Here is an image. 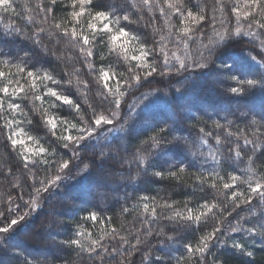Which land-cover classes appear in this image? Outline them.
I'll return each instance as SVG.
<instances>
[{
	"label": "trees",
	"instance_id": "16d2710c",
	"mask_svg": "<svg viewBox=\"0 0 264 264\" xmlns=\"http://www.w3.org/2000/svg\"><path fill=\"white\" fill-rule=\"evenodd\" d=\"M169 2L149 0L145 4L143 0H93L96 6L94 11L129 15L132 23H121L127 25V30L137 35L149 49L154 50L149 62L156 63L158 72L168 74L161 76L154 73L149 77L152 82H145L144 87L137 85L129 89L125 84L122 90L131 94L122 101L119 120L114 122L117 132L107 137L106 130L102 136L94 135L81 141L79 146L70 144L68 148L63 146L64 141L57 139L63 127L60 125L57 135H53L42 119L43 110L55 102L58 106L50 108L51 113L81 127L84 126L83 121L91 122L93 109L108 115L105 109L114 110L115 105L110 104L112 97L105 98L107 90L103 88V82H98L100 70H109L110 74L114 71L116 84L132 77L129 69L137 62H125L116 53H109L106 43L99 39L92 49V56H83L79 46L55 27L59 23L61 28H71L68 22L72 11L71 0H57L55 5L50 0H11L14 12L0 11V60L7 59L13 64L26 61V70L50 72L60 84L51 81L44 83L70 96L80 105L79 113L67 105L60 106L54 97L44 95V84L37 81V94L43 96V102L35 100L34 94L29 92L26 98L21 94L13 101L21 105L26 116L20 111L13 113L7 104L0 112V213H3L0 215V227L29 212L27 204L36 196L35 188L41 187V181L57 174L58 164L62 160L70 161L72 168L70 175L61 173L62 180L56 187L41 193L40 206L35 211L26 215L8 233H0V247L3 248L0 256L4 257L6 254L3 252L8 249L16 254L0 264H264V241L259 235L247 231L264 223L261 218L264 205L255 195L250 204H242L238 198L235 203H240L239 207L229 199L233 191L250 195L249 183L253 186L257 182L264 184V120L259 114L264 108V90L257 83L251 88L243 85V94L229 91L232 87H241L230 75L258 81L259 73L264 71L249 58L250 55L255 56V50L261 48L260 41L264 40V28L254 22L259 20L264 23V15L258 10L253 12L246 0H183V4L179 5L180 12L169 8ZM238 7L241 13L239 21L233 11ZM261 7H264V3ZM189 8L205 17L199 29L191 34V39L182 37L179 32L183 27L181 13L186 15ZM246 11L253 14L245 18L243 13ZM213 17L218 31L225 28L231 31L237 26L242 28L241 36L234 37L229 42L231 45H234L235 39L244 41H238L234 45L237 49L232 52L226 50L223 55L221 51L229 49V43L227 46L221 45L211 57L207 69L196 68L193 61L203 62L200 53L207 56L203 45L208 44L210 38L216 39ZM82 19L86 27L88 18ZM6 25L19 29L20 34L5 36ZM244 33L258 35L254 38ZM37 40L39 43H35ZM178 46L179 56L189 65L188 70L177 73L178 66H169L170 63L167 68L160 67L164 54L159 49L163 47L167 52ZM89 62L93 66L91 69ZM225 66L231 69L230 73L225 72ZM0 68L3 66L0 65ZM3 70L9 71L7 68ZM10 71L15 72L16 69L11 68ZM145 71L135 69L136 74L142 76ZM211 77L218 78L217 87L206 85ZM21 83H24V79H21ZM151 92H155V95L146 100L141 95ZM129 105L134 107L130 108ZM244 105L254 107L259 112L243 113ZM200 106L219 107L221 115L218 111L217 114H205ZM231 106L237 108L236 113H232ZM171 117L173 122L170 125L168 119ZM145 119L150 123L141 125ZM6 120L20 121L19 127L36 137L48 152L42 156L25 153L37 161L25 166L20 155L21 146L14 148L7 139L11 130L4 127ZM29 120L31 123H28ZM253 120L258 123L253 124ZM124 121L127 123L121 131L119 126ZM217 123L223 127L217 128ZM16 127L14 123L13 129ZM162 128L167 131L161 132ZM200 129H204V133ZM71 130L73 136L80 134L75 128ZM228 132L233 135L228 136ZM206 133L211 135L207 136ZM157 134L167 138L163 149L152 147L150 137ZM217 136L221 139L219 146L216 145ZM23 138L29 148L37 147L26 137ZM202 138L207 140V144L201 142ZM245 138L253 143L245 145ZM167 141H171V144ZM93 146L99 152L89 151ZM209 146L219 148L216 160L211 159ZM237 150L240 151L239 158L236 157ZM101 151L115 153L118 161L101 157ZM138 154L147 157L145 163L137 161ZM188 154H191L190 159ZM162 156L171 160H155ZM41 159L47 163H40ZM102 160L107 162L102 164ZM85 165L89 168L87 174L79 171ZM180 167L184 168L183 172L179 171ZM169 170L176 172V176H169ZM157 171L163 173L162 178L154 175ZM98 172L99 175L108 174L110 179H99ZM216 174L223 177V181L216 178ZM230 175L238 176L239 180L234 188L225 190L222 183L230 182ZM197 177L204 178L206 182L201 183ZM214 180L215 188L211 187ZM92 187L104 195L103 203L99 200L100 195L91 192ZM70 192L75 194L74 198L69 197ZM81 196L89 199H82ZM142 197L149 199L145 201ZM205 202L217 203L219 208L213 209L214 215L210 213L200 225L167 219L174 210H183L186 204L195 210ZM144 203L149 205L147 213L143 208ZM166 203L171 207H162ZM153 207L156 209L155 218L151 215ZM48 210L53 212V217L47 214ZM92 213L97 215V220L89 219ZM36 223L40 235L42 229L48 230L43 240L39 231H35L38 229ZM238 224L241 230L231 231ZM214 227H219L220 232L210 242L205 257L201 259L198 254L190 257L185 245H195L202 235L211 232ZM12 232L14 235L9 238ZM120 237H124L127 243ZM73 239L80 240L84 247L70 244L69 241ZM137 239L141 240L140 244H137ZM93 240L99 242V247L89 251ZM11 241L19 246L9 247ZM233 242L244 244V253L234 248ZM28 250L40 252L42 259L26 255ZM248 251L253 255L247 256L245 253Z\"/></svg>",
	"mask_w": 264,
	"mask_h": 264
},
{
	"label": "snow or ice",
	"instance_id": "6c2138e0",
	"mask_svg": "<svg viewBox=\"0 0 264 264\" xmlns=\"http://www.w3.org/2000/svg\"><path fill=\"white\" fill-rule=\"evenodd\" d=\"M145 4H148L149 0H143ZM50 3L55 5L57 3V0H50ZM246 3L253 9V12L258 10L261 15H264V7H261L262 3H264V0H246ZM183 4V0H174V2L168 3V7L173 9L174 12H180L181 9L179 5ZM96 6L93 3V0H71V8L72 11L69 13L70 20L68 21L71 23V28H61V24H56L55 27L57 29H61L63 35L65 37H69L72 42H75L77 46H79L81 54L83 56L91 57L93 52L92 49L95 46V44L99 40H103L109 50V53H116L118 56L122 57L125 62L128 61H136L134 67H131L129 71L133 73L132 77L130 79L125 78L123 82L117 81L114 87H110L109 80L111 78L115 77V72H111L109 70L101 69L98 77V82H103V88L107 90V94L105 98L107 99L108 96L112 97L113 99L110 101V104L115 105V109H105V111H108L109 114L105 115L104 112L97 113L95 109H93V117L91 122L83 121L84 126H78L76 124H70L67 120L61 119L60 117L56 116L55 114L51 113L49 111L50 108H55L58 105L55 102H52L49 104L48 109L43 110V116L42 119L45 123V125L49 128V131L53 135H57V129L60 125H68V127L60 128V135L57 136V139L64 141L65 143L63 146L65 148H68L70 144H74L76 146H79L81 144V141H84L86 139L92 138L94 135L96 136H102L104 131L108 130L106 126L114 125V122L116 120H119V110L122 107V101L127 95H130L131 93L122 90L124 89V85L126 84L129 89L136 87L137 85L139 87H144V83H151L152 81L149 80V77H152L154 73H158L161 76L167 75L168 72L165 71H159L158 72V66L155 62L150 63L149 57L153 55V49H149L145 42H142L140 38L135 35L134 33L127 30V25H124L121 23V21H125L128 23H132L130 20L129 15H117L115 11H106V10H93ZM0 11H3L5 13H8L10 11L14 12V9L12 8L11 0H0ZM48 11H51V9H48ZM163 12V9H161ZM233 11L237 15V21H239L241 13L239 12V9H233ZM252 12H244L243 16L245 18H248L251 16ZM84 17H87V24L85 27V24L83 22ZM181 24L183 27L179 29V32L182 37H187L188 39L192 38V33L199 29L201 22L205 20V17L202 13H195L190 8L187 9V14L184 15L181 13ZM258 27L264 28V23H261L259 20L254 21ZM221 24L224 23L223 20L220 21ZM216 19L213 17L212 19V26H213V34L216 37L215 40L209 39L208 44L203 45V47L207 50V56L203 52L200 53V57L203 62L200 60L193 61V65L196 68L200 69H206L208 67V63L213 55L216 54L217 49L223 45L227 46L228 43L234 38V37H240L242 34V28L240 26H237L234 30L229 31L227 28H225L223 31H218L215 28ZM79 25V27H77ZM40 31H43L41 29ZM20 34V30L13 28L11 25H6L4 30L5 36H11ZM244 35H248L251 37H256L257 33H244ZM164 37H161V40H163ZM180 39V37H178ZM35 43H39V40L35 41ZM87 46V47H84ZM211 46V47H210ZM260 47L262 50H264V40L260 41ZM185 48H187V43L185 42ZM160 52L164 54V61L163 65L160 67L167 68L169 64V59L167 56V53L165 52L164 48L161 47L159 49ZM27 56L28 53H25ZM175 55V54H174ZM249 58L255 62L257 65H260L262 68H264V62L257 61L255 56H249ZM175 60L178 64V67L176 68L177 73L186 71L189 68V65L186 63L184 59H181L179 56H175ZM212 63H215V61H211ZM26 61H21L20 63L13 64L10 60L3 59L0 60V65L3 66V68L9 69V71H4L3 68H0V93H3V96H0V112L4 110L5 104H7V108L11 110L13 113H16L17 111H20L22 115L26 116V113H23L21 109V105L14 103L13 101L17 99L18 97H21V94H23V97L26 98L28 96V93L31 92L34 94L35 100H40L43 102V96L40 94H37L39 91V85L37 84V81H40L41 84H44V87L46 91L44 92V95L54 97L55 101L60 102V106L67 105L70 108L74 109L77 113L80 112V105L75 103L70 96L63 94L62 92H58L55 88L48 87L46 81H51L53 84L59 85L60 82L55 79V77L48 71H42V72H34L30 70H26ZM89 68L91 69L93 66L89 62L88 64ZM15 68V72H11L10 69ZM140 68L142 70H146L143 73V76L141 74H136L135 69ZM225 72H231V69L225 66ZM224 73L222 72L221 75ZM260 79L257 80H249V79H240L237 75L232 74L230 75V78L232 80H235L237 84L241 85V87H232L229 89V91L233 94H243L244 88L243 85H248L250 88L254 87L257 83L261 86V89L264 90V71L259 73ZM21 79H24V83H21ZM71 83V81H69ZM27 85V87H26ZM103 93H98V95H102ZM142 97L146 100L149 96L155 95V92L151 93H142ZM91 107V105H89ZM130 108L134 107V105H129ZM261 119L264 120V115L261 116ZM16 124L17 127L13 129V124ZM20 121L15 120H6L4 123V127L7 129H10V134L8 135L7 139L10 141L11 145L15 148L16 146H21L20 155L22 156L23 160L25 161V166H27L28 163H36L37 161L34 159H31L29 155H26L25 153H32L33 156H42L43 154H46L48 152V149L44 148L42 145L39 144V140L36 137H33L27 133L24 132V129L22 127H19ZM28 123H31L29 120ZM127 121H124L122 124H120V130H124V124H126ZM253 124L258 123L257 121L253 120ZM217 128L223 127L219 123L215 125ZM71 128H75L79 135L73 136V135H65L64 133L69 132ZM161 132H165L167 130L161 129ZM201 133H204V129H200ZM86 133V135H84ZM205 135L210 136L211 133H206ZM228 136L233 135V133L228 132ZM23 137H26L27 141H32L35 145H37L36 148H29L26 145L25 139ZM123 139V137H121ZM175 139V138H174ZM216 145L219 146L221 144V139L219 136L216 138ZM150 140L152 141V147L155 149H163L164 143L167 140L165 136H161L159 134L150 137ZM203 144H207V140H204L202 138L201 141ZM167 143L171 144V141H167ZM253 143L252 141L245 138L244 144L248 145ZM217 152H219V148L212 149L211 146H209V155L211 159L216 160L217 159ZM193 156H195V153H192ZM101 157H107V159H113V157L107 156L106 153L103 151L100 152ZM240 151H236V157L239 158ZM137 161L139 163H145L147 160V157L138 154L136 157ZM40 163H47L46 160L41 159L39 161ZM106 160H102L101 163H106ZM218 162V161H217ZM250 163L251 158H250ZM150 163V162H149ZM150 166L151 163H150ZM72 171V168L70 167V161L68 160H62L58 164L57 174L54 177L48 178L46 181H41V187L35 188L36 196L33 197L30 202L27 204V207L29 208L28 213H24L20 215L18 218H13L10 220V222L3 227H0V233H8L14 226L18 225L20 221H23L25 219L26 215H29L31 211H35L40 205H39V197L42 192H48L50 188L56 187L58 183L62 180L61 173H64L65 175H70ZM80 172H83L84 174H87L89 171L88 165H85L83 169L79 170ZM180 172L184 171L183 167L179 168ZM154 175L163 177L162 172H155ZM169 176L175 177L176 172H173L169 170L168 172ZM216 178L223 181V177H219L218 174H216ZM198 180H200L201 183H205L206 180L202 177H197ZM230 182H223L222 187L225 190L232 189L235 187L236 182L239 180L238 176L230 175L229 176ZM249 189H250V195L244 196L243 193L233 191L231 193V196L229 199L235 204L236 207L240 206V203L242 204H250L253 198V195L258 196L259 202L261 205H264V184L257 182L255 186H253L251 183H249ZM211 187L215 188L217 187L215 180L213 181ZM239 198L240 203H235L237 199ZM142 200L147 201L148 197H142ZM162 207H171L169 204H165ZM145 213L149 210L148 203H144L143 205ZM219 208V205L217 203H211L205 202L204 204L199 205L195 210L192 208L187 207V204L185 205V208L183 210H174L173 213L167 217V219L171 221H177V222H186L187 224H197L200 225L202 222L206 221L208 215L210 213H213V209ZM127 211V210H125ZM0 215H3V213H0ZM151 215L153 218L156 217V209L155 207L151 210ZM261 218L264 219V210L261 211ZM89 219L95 221L97 220V215L95 213L90 214ZM241 228L238 225L233 226L231 228V231L237 232L240 231ZM115 231V229H113ZM247 231L253 233V235H259L262 238V241H264V223H260L259 227H253L247 229ZM220 232L219 227H214L211 232H206L204 235H202L199 238L198 243L195 245L192 244H186L185 247L187 248V251L189 253V256H198L203 259L205 257V253L209 250V244L210 242L216 238V234ZM82 234V233H81ZM151 235V232L148 233ZM122 241L127 243V240L124 237H120ZM70 244L76 245L78 247L83 248L84 245H82L80 240L73 239L69 241ZM141 240L137 239V244H140ZM92 247H90L89 251H95L96 247H99V242L96 240H93L91 242ZM135 247V246H133ZM233 247L240 250L242 253H244L245 245L242 243H236L233 242ZM107 251V250H106ZM247 256H252L253 253L251 251H248L245 253Z\"/></svg>",
	"mask_w": 264,
	"mask_h": 264
},
{
	"label": "rangeland",
	"instance_id": "374dc122",
	"mask_svg": "<svg viewBox=\"0 0 264 264\" xmlns=\"http://www.w3.org/2000/svg\"><path fill=\"white\" fill-rule=\"evenodd\" d=\"M238 9H239V7H238ZM99 39V38H98ZM240 40H243V39H235L234 40V45H236L237 43H238V41H240ZM244 41V40H243ZM103 42V41H102ZM234 45H231L230 43H229V46H228V48L229 49H225V50H223V51H221V55H223L224 53H226V50H228V52L230 51V52H232V51H234L235 49H237V47H235ZM246 45V44H245ZM179 47L180 46H178V48L177 49H172V50H168L166 53H167V56H168V59H169V63H170V65L169 66H173V67H176V66H178V64H177V62H176V60H175V56H179ZM241 49V48H240ZM255 57H256V59L258 60V61H262V62H264V50H262L261 48H260V50H255ZM175 54V55H174ZM65 55V54H64ZM58 57H60V55H58ZM58 57H57V59H58ZM180 57V56H179ZM136 62V61H135ZM210 67V66H209ZM207 69V68H206ZM236 69L237 70H239V66H237L236 67ZM202 72H207V71H203L202 70ZM222 76L223 75H220V77L222 78ZM115 78H111L110 80H109V85H110V87H114L115 86V80H114ZM217 79L218 78H216V77H211L209 80H207L206 81V85L207 86H210V87H217L218 85H217ZM209 90V89H208ZM107 93V92H106ZM232 107V113H236L237 112V108L235 107V106H231ZM243 109L241 110L243 113H246V112H248V113H257V112H259V111H257V109L256 108H254V107H250V106H243L242 107ZM200 110L203 112V113H205V114H212V113H216L217 111L219 112V114L221 115V109L219 108V107H212V108H206V107H201L200 106ZM263 111H264V108H263ZM263 111H261L259 114L260 115H263L264 113H263ZM217 114V113H216ZM219 115V116H220ZM169 120V122H170V125L172 124V120H173V118L171 117V118H169L168 119ZM146 121V122H145ZM145 121L141 124V125H148L149 123H150V121H148V120H146L145 119ZM61 127H67V125H61ZM111 127V128H110ZM110 128V129H109ZM132 131H134V129L132 130ZM74 132H76V131H74ZM113 132H117V127H115V126H113V125H109L108 126V131L105 133L106 135H107V137H109ZM64 134H66V135H72V130L70 129V131L69 132H66V133H64ZM89 151H94V152H99L98 151V149H97V147H95V146H93L92 148H90V150ZM107 155H111V156H113V159L114 160H116V161H118V157L116 156V154L115 153H110V152H108V153H106ZM187 156H189V159H190V157H191V154H188ZM99 158V157H98ZM157 159H165V160H171V159H169V157H167V156H162V157H159V158H155V160H157ZM97 177L99 178V179H110L109 178V175L108 174H106V173H104V174H100L99 175V172H98V175H97ZM94 189H96V188H94V187H92L91 188V192H93V193H95L96 195H100L99 197L101 198V199H99L100 200V202L101 203H103V199L102 198H104V195L101 193V191H98V193H97V190H94ZM70 195H69V197L70 198H74V195H73V193L72 192H70L69 193ZM90 196H92V195H90ZM82 197V199H89V197L87 198V197H84V196H81ZM79 206V205H78ZM47 214L48 215H50V216H52L53 217V212L51 211V210H48L47 211ZM32 217V216H31ZM38 224L36 223V226H37ZM37 228H38V226H37ZM17 231V230H16ZM15 231V232H16ZM35 231H39V235H40V229L38 228V229H36ZM47 231L48 230H45V229H42L41 230V232H42V234L40 235L41 236V240H43V239H45L46 238V236H47ZM19 233V232H18ZM3 234H5V233H3ZM14 235V232H12V234L9 236V238L10 237H12ZM39 235H38V237H39ZM22 236H23V234H22ZM37 237V238H38ZM24 238V237H23ZM33 238V237H32ZM26 240V239H25ZM35 242H39V241H35ZM17 243V242H16ZM14 241H11L10 243H8V245H9V247H15V246H19L18 245V243L16 244ZM40 244H41V242H40ZM43 246V245H42ZM9 247H7V248H9ZM3 250V248H1L0 247V251H2ZM3 253H5L6 255L3 257L2 255L0 256V262H3V261H6V260H8V259H12L13 258V256L14 255H16V254H14L13 253V251L11 250V249H8V250H6V251H4ZM25 254L26 255H28V256H31V257H34V258H39V259H42L41 257H42V254L40 253V252H34V251H32V250H28L27 252H25Z\"/></svg>",
	"mask_w": 264,
	"mask_h": 264
}]
</instances>
